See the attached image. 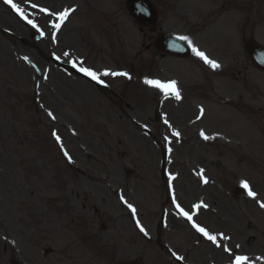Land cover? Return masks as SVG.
I'll return each instance as SVG.
<instances>
[{
	"label": "rangeland",
	"instance_id": "1",
	"mask_svg": "<svg viewBox=\"0 0 264 264\" xmlns=\"http://www.w3.org/2000/svg\"><path fill=\"white\" fill-rule=\"evenodd\" d=\"M17 1L33 2V0ZM89 1L90 0H55L56 4H75L77 12L74 19L69 21L60 32L58 44L49 40V38H47L48 40L43 39L42 42L39 43L40 48L46 54L56 55L60 57L62 61L66 62L68 58H72V56L69 57V55L82 57L84 59L85 55H88V52H92L90 54L95 53L90 47L91 44L97 50H103V48L106 47V44L97 37L90 40L87 39L88 46L84 43V38H88L91 35L89 32V22L86 21L85 17L87 11L84 13V9L88 7ZM261 1L262 0H255L257 12H253L252 21L255 22L257 20L256 23L242 24L244 27L242 33L245 39L249 36H253L257 41L264 44V26H257L264 23V4H261ZM245 2V0H241L239 4H244V8H246ZM251 2L252 0L248 6L252 9ZM114 4H116L119 9V12L115 13L113 16L116 14L119 15L120 42L115 41L112 35L105 29V37L108 39L110 46H116L128 52L131 55L129 56L130 58H133L135 53L139 51L140 54H143V56H141L142 59L155 63V54L152 50L148 53H144L140 50L139 45L144 40L141 38L142 36L138 31L136 33V26H134L136 29H133L132 32H127L123 25L125 22L128 23L126 28L133 26L132 20L129 18L127 12L124 11V0H111V2L104 7L109 10L106 13L110 15ZM64 6L70 7L69 5L57 6L54 7V11H58ZM89 13L90 9H88V14ZM108 18L104 22L105 28L108 27ZM244 19L245 17L242 16V21ZM221 20L223 22L229 21V19ZM250 20L251 18L249 22ZM168 29L170 32L171 27H168ZM1 30L10 31L16 38L25 37L30 32L18 23L4 8L0 9V31ZM70 31L71 33L68 34ZM212 34L216 35L219 41L224 45L232 46L237 49V54L234 57L228 55L226 64L234 66L235 62L238 60L239 68L224 70L221 74H218L222 76L219 87H216V89L219 88L218 105H210L203 122L199 125L201 127L205 126L209 132H222L221 146L225 148V144H228V149L222 150V154L220 155L223 172H221V177L218 179V182L211 189L207 191L201 190L196 195L201 197L206 195L207 198L218 201L215 195L219 194L222 196L223 207L220 209L218 205L210 204V211L205 213L202 212L200 216H202L203 220L214 230L223 228L219 231L225 233L229 232L235 239L246 233L243 224L245 223L246 225L248 221L250 230H254L256 251H259L264 247V213L260 212L259 204L257 203V201L264 202V77H254V75L259 74L255 69L249 67V61L243 53L242 40L240 45V40L238 39L239 30L236 26L208 28L205 31L191 34L193 42L200 49L206 51L213 58H216L217 56L211 50ZM233 52L235 51L233 50ZM65 53L68 55H65ZM20 54L29 56L38 65L41 72H44V69L46 70L45 74L50 72L49 77L52 79L48 78V82H44L42 79L37 81L32 70L20 61ZM88 56L90 61L92 62L93 60L95 63L97 56ZM106 62L113 65V63L117 61L112 63L106 60ZM124 62H129V60H125ZM148 62L142 61V65L145 69L149 68ZM156 66L163 68V70H158L159 72L168 76L177 77V71L172 67L166 66L164 62L156 63ZM99 68H104V66ZM123 68L127 70L125 65ZM126 70L125 72L127 73ZM151 70L153 71L152 67ZM237 70L242 71V73H239V75L236 74ZM54 71L56 70L52 66L42 64L37 54L28 47L23 46L17 39H4L0 35V216H55L53 214V209L55 207L54 203L58 200L61 201L59 191L62 190L65 182L70 179L62 175V181H60L59 185L55 188L53 185H50L51 189L44 179L40 181L41 176L43 178L41 172H47L42 153L48 150L49 143L52 144V140L49 137V132L52 128L60 131L65 143L69 145L73 152L72 158L80 163L85 162L83 152L80 149V147H84L85 142H89V140L85 138V134L80 135L78 138H72L68 134L67 128L63 125L51 124L46 115L45 107L54 113L57 112L61 119L70 121L72 124L68 126L76 129L75 123L83 122L85 117L89 114L86 113L80 116L79 113L81 108L88 109L86 103H83L81 98L77 97L74 101L68 102L67 104H58L53 98L46 100V90H49L52 85L61 83L58 84V86L59 89L62 90V95L65 98L68 96L66 91L70 90L65 88L62 84H71L80 89L79 91L84 87L91 91V88L89 89L86 86L83 87L80 83H71V81L66 79L60 72L56 71V73H53ZM137 74L136 69L132 67L129 72V84L124 81H122V83L127 84L126 86L129 88L131 85L141 86V83L145 86V79L158 77L154 75V72L153 75H148V73L143 75V71L141 70H138ZM139 76L148 77H143L140 80ZM215 76L220 78V76ZM59 78L65 82L59 80ZM119 81L121 82V80H116V82ZM216 81H218V79L215 80V78H213L212 84L216 83ZM35 83L39 84L38 94H44L45 96L44 99L38 97L36 103L33 102V86ZM181 84L186 85L187 83L181 80ZM207 97H210V95L203 92V94L196 95L194 99L196 101L211 104ZM224 99H229L232 107H221L220 101ZM199 103L200 102H197L195 106ZM236 106L238 108L237 110L233 108ZM143 109H145L144 106ZM148 110L149 107L145 109L143 115L147 116ZM113 111L115 110L111 109L110 112L106 111L103 114L101 104L98 103L96 107L95 113L101 117L103 116L104 119L109 121L105 134L101 140L114 137L120 128L119 118H117L119 114L116 113L113 115ZM180 112L181 109L178 110L179 114ZM230 119L232 122H236L232 127L230 126L232 123L227 121ZM173 124L179 128V126L185 124V121L173 122ZM168 132L169 129L160 122V124H158L160 143L161 137ZM209 132L206 131L205 134L209 136ZM96 142L97 140H92L90 144L92 145ZM217 142L218 141H215L214 143ZM233 144H235V146H233ZM205 150L207 152L210 151L211 146L207 145ZM123 151L130 153L129 149L123 148L122 146H115L109 141H103L96 154L100 159L101 165L109 167L112 172H116L118 170H115L107 161L113 163L116 161L119 165L123 164L124 162L121 158ZM157 158H160L159 151L157 153L155 149H152V151L147 154V157H144L142 162H140V171L143 172L148 170L150 163L153 167H156ZM23 161L27 162L25 167ZM18 166L23 167L18 168ZM218 167L219 166H216L217 169ZM25 169L27 170L26 172H24ZM252 169V178L249 181L251 182L250 184L254 192L257 193L256 198L246 201L243 197H235L232 192L238 183L236 173L239 171L245 175ZM67 171L68 167L65 168L64 174ZM86 176L87 174L83 177L78 175V181L83 183L80 185L76 183L68 185L66 191V199L74 203V206L66 205V215H79L76 235V242L78 243L71 252V250L66 247L69 243L67 238L71 239V237L66 233L65 229L52 231V234H47L46 241L41 245V248L50 247L53 253L46 256V260H43L40 264H117L116 260L107 258V254L101 251V246H98L99 242L96 239L97 237L92 235L90 224L93 222V217L84 216V213H80L79 210L81 206H86L87 208L89 204L93 205L97 202L87 195L89 189L97 191L110 185V190H112L113 182L116 180L117 176L103 171L98 172L97 177L101 178L98 181H95V179L90 180V178ZM23 181L30 182L31 186L23 184ZM8 187L10 188L7 189ZM19 188H23L24 192ZM5 189L7 190L4 191ZM10 192V196L14 195L15 197H7L5 200V194ZM23 193H25L27 200L22 196H17V194ZM146 193L147 190L143 189L142 196L144 200L147 199ZM3 200L5 201L3 202ZM193 200L195 201L196 198ZM227 200L229 203H227ZM62 203L66 204L65 202ZM212 209L214 212H222L223 216H221V218L212 217ZM252 215L255 216V220L250 218ZM242 216H245V218ZM127 224L129 223L127 222ZM120 227L122 230L127 229L125 225H120ZM185 234L188 238L191 250L197 249V254L191 255V260L196 264H208V258H211L213 264H219L218 262L222 259L224 262L228 259L220 251H215L208 247L200 248V246H196L195 236L187 229H185ZM247 234L253 235L251 231L247 232ZM10 240L14 242L15 247V241L12 239ZM235 244L240 246V251L249 247V245L241 244L239 241ZM143 246L148 248L149 244L143 243ZM250 247L254 248L253 244ZM251 253L254 254L255 252L251 251ZM72 255L74 256L73 259L71 258ZM157 259L160 261L163 259V255L153 252L144 256L145 261L143 262L145 264L156 263Z\"/></svg>",
	"mask_w": 264,
	"mask_h": 264
},
{
	"label": "snow or ice",
	"instance_id": "2",
	"mask_svg": "<svg viewBox=\"0 0 264 264\" xmlns=\"http://www.w3.org/2000/svg\"><path fill=\"white\" fill-rule=\"evenodd\" d=\"M3 2L5 4H7V5H9L20 16L21 19L26 20V22L29 25H31L32 28H34L38 32H40V35L41 36L44 35V33L39 29V27L37 26L36 23H34L31 19H29V18H27V17H25L23 15V10L16 3H14L13 0H3ZM31 6L33 8H36L37 7V5H35V4H32ZM40 11L47 13L48 12V9L41 8ZM70 11H74V9H65L63 12L56 13V16H57L58 20L60 22H63L68 17ZM60 27H61V23H54V24H52V28L53 29H59ZM178 38L181 39V40L186 41L191 46V41L188 39V37L181 36V37H178ZM53 39H55V33H53ZM192 52L198 58H200L201 60H203L206 64L210 65L212 68H218L219 67V64L216 61L208 58V56L204 52L198 50L196 47H192ZM65 55H67V53H65ZM25 59H27V58H25ZM80 71H82L85 75L90 76L93 80H97L98 79L97 74L95 72L91 71L90 69L81 68ZM104 75H113V76L123 75V76H127L128 74L127 73H117V72H111V73H109V72L106 71L104 73ZM98 82H101V81H98ZM144 83L159 88L165 94V96H168V95L171 94V95H174L177 100L180 99L179 91L175 87V85H176V82L175 81H170L168 83H161L160 81H157V80L145 79ZM201 112H203V109H201ZM47 114H48L49 117H52L53 119L55 118L53 116V113L51 111H48ZM165 122L167 123V121H165ZM52 135H53V137H55L57 143H59L60 142V139H61L60 136L55 131L52 132ZM172 135L178 137L180 135V133L179 132H173ZM201 136H203L204 139H209L210 138V137L206 136L203 133V131L201 132ZM165 139H167V137ZM65 155L67 156V153H65ZM198 175H199V173H198ZM201 178L203 179V177H201ZM203 182L204 183H207V180H204ZM241 187L246 190L247 195L249 197H251L253 199L256 198L257 193L251 190V188H250V186H249V184H248L247 181H241ZM121 199L123 200V197H121ZM124 202L127 204V201H124ZM257 203L259 204V206L261 208H264V202L257 201ZM127 207L129 209H131L132 212L135 214V208L133 207V205L127 204ZM194 207L195 208H201V207H205L206 208L207 205H204V204H196V205H194ZM177 208L179 209L180 213L186 219H188L189 221L192 220V216L190 215L189 212H186L183 209H180L179 205H177ZM137 227H139L140 231L142 233H144L145 235L148 234L146 232V230L140 225L139 221H137ZM193 227L196 229L197 232H199L203 236H205L210 242H212L214 244L216 243L217 237L215 235H211L204 227H201V226H199V225H197L195 223H193ZM223 238L224 239H227L228 237L225 236ZM219 246L223 247V245H219ZM224 251L225 252H231V250L228 249V248H226V247L224 248ZM172 255L177 260H182L183 259V257L178 256L175 252H173ZM257 259H259V258H257ZM231 264H250V262H249V258L247 256H245V255H235L234 256V259L231 261Z\"/></svg>",
	"mask_w": 264,
	"mask_h": 264
},
{
	"label": "flooded vegetation",
	"instance_id": "3",
	"mask_svg": "<svg viewBox=\"0 0 264 264\" xmlns=\"http://www.w3.org/2000/svg\"><path fill=\"white\" fill-rule=\"evenodd\" d=\"M7 225L10 226V223L14 222V216H7L6 217ZM6 258L9 259V256L6 251L3 252V255H0V263L3 262V259Z\"/></svg>",
	"mask_w": 264,
	"mask_h": 264
},
{
	"label": "water",
	"instance_id": "4",
	"mask_svg": "<svg viewBox=\"0 0 264 264\" xmlns=\"http://www.w3.org/2000/svg\"><path fill=\"white\" fill-rule=\"evenodd\" d=\"M136 3H141V0H134ZM264 56V55H263ZM257 62V61H256ZM258 66L264 70V63L263 64H258Z\"/></svg>",
	"mask_w": 264,
	"mask_h": 264
},
{
	"label": "bare ground",
	"instance_id": "5",
	"mask_svg": "<svg viewBox=\"0 0 264 264\" xmlns=\"http://www.w3.org/2000/svg\"><path fill=\"white\" fill-rule=\"evenodd\" d=\"M74 13H75V11L72 12V15H74ZM67 22H68V20H67ZM67 22H66V23H67Z\"/></svg>",
	"mask_w": 264,
	"mask_h": 264
}]
</instances>
